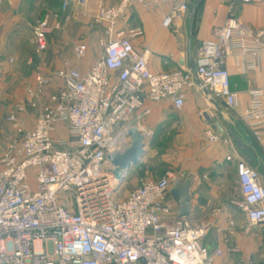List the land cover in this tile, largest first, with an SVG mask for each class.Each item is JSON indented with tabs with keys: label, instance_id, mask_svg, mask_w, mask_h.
<instances>
[{
	"label": "built area",
	"instance_id": "obj_1",
	"mask_svg": "<svg viewBox=\"0 0 264 264\" xmlns=\"http://www.w3.org/2000/svg\"><path fill=\"white\" fill-rule=\"evenodd\" d=\"M90 1L77 0V5L85 8ZM163 1L120 0L114 6H99L95 22L107 27L106 37L90 70L54 73L61 86L43 103L40 98L50 79L38 73L35 87L27 89V101L16 106V113L37 110L38 115L35 127L3 153L0 264H214L215 258L223 255L202 243L212 223L194 227L186 218H170L177 207L171 189L175 182L186 179L184 174L168 172L159 180L142 181L126 199L115 200L120 183L109 171L112 167L107 156L126 146L128 129H121V124L139 110L142 115L149 114L146 99L154 104L171 101L176 110H182L187 91L196 85L191 70L151 72L145 54L134 47L142 29L115 31L130 8L152 9ZM170 2L165 28L183 20L190 11L186 0ZM54 29L48 19L38 22L34 29L38 52L47 49ZM87 53L84 43L73 48L77 61ZM263 55L264 31L230 17L199 49L195 65L198 89L207 90L209 98L226 108L236 109L238 94L231 87L227 60L237 59L245 74H253L259 71ZM249 97V109L242 120L260 147L264 163V89L251 90ZM8 121L23 133L14 114ZM63 133L66 136L62 137ZM205 138L235 149L229 136L213 129L205 132ZM226 162L235 164L243 196L235 206L250 228L260 229L264 253L261 169L235 153L229 154ZM218 214L219 210H214L212 218Z\"/></svg>",
	"mask_w": 264,
	"mask_h": 264
},
{
	"label": "crops",
	"instance_id": "obj_2",
	"mask_svg": "<svg viewBox=\"0 0 264 264\" xmlns=\"http://www.w3.org/2000/svg\"><path fill=\"white\" fill-rule=\"evenodd\" d=\"M46 1L51 2L50 7L44 3ZM186 1L191 8L195 0ZM119 2L120 0H91L87 7L80 8L77 0H2L0 118L3 112L12 107L10 103L14 101L13 98H17L23 89L22 82L34 79L31 61L21 60L22 52L18 45L24 29L33 28V23L27 20L31 17L30 9L33 6L40 13L36 18L39 20L44 16L49 19L57 34L53 56L54 72L74 69L86 73L99 58L93 52L96 42H101L106 37L107 27L95 22L97 10L101 5L110 7ZM64 3H67L66 9L63 8ZM170 11V0H164L152 9L134 6L115 27L118 32L142 29L143 34L134 40V47L138 53L145 54L149 69L155 74L180 69L191 70V60L196 65L202 43L212 39L215 32L223 27L230 17L253 30L264 31V0H252L249 4L240 0H203L193 20L190 19L189 12L183 20L165 28L163 21ZM78 43H84L88 47L87 56L81 61L75 60L73 54V48ZM226 67L231 77L232 90L238 94V107L230 110L218 102L223 109L221 118L215 108L207 102L205 92L198 89L200 82L194 76L196 85L187 91L182 110H176L171 101L154 104L146 99L145 107L150 109V113L142 115V110H139L121 124V129L128 131L137 127L147 137V144H151L149 150L152 155L147 156L139 166L127 174L120 188L126 186L128 191L132 192L142 181L159 180L168 172L184 174L185 178L191 180V214L186 220L194 227L213 224L202 243L211 251L223 252L221 257L215 258L214 264H264L261 231L257 227L250 228L244 214H240L236 208L235 202L242 201L243 196L237 184L235 164L226 162L227 156L235 153L248 164L261 169L262 151L252 138L242 116L249 109V92L264 89V55L259 71L253 74H245L240 62L234 58L227 60ZM51 86L57 87L56 92L61 82L55 78ZM205 112L216 118L220 124L225 122L234 129L244 144L255 152L251 158L256 165L246 158L236 145L233 151L223 143L208 142L205 132L212 127L203 117ZM37 115V110L18 114L17 122L20 126L24 125L32 130ZM9 117L10 115L7 116L6 122L12 126V123L7 121ZM61 136L66 135L63 133ZM129 142L130 138L126 139V146H122L119 152L124 151ZM158 142L162 145L161 152L152 146ZM146 148L147 146L145 150ZM155 164L159 167L156 173L147 171L150 165ZM227 167L233 168V174L226 170ZM177 209L176 207L171 214V219L177 218ZM214 210H219V214L212 218ZM225 240H228V243Z\"/></svg>",
	"mask_w": 264,
	"mask_h": 264
},
{
	"label": "rangeland",
	"instance_id": "obj_3",
	"mask_svg": "<svg viewBox=\"0 0 264 264\" xmlns=\"http://www.w3.org/2000/svg\"><path fill=\"white\" fill-rule=\"evenodd\" d=\"M44 3L48 4L47 5L48 7H50V5H51L50 1H46ZM56 3H59V2H56ZM30 14H31V17L28 18L27 20L30 23H33V28H30L29 30L24 29L22 36L20 37L21 40L18 41V45L20 46V49H21L20 51L22 52V55H20L21 60L31 61V68L34 71V79L32 81L26 80V81L22 82L23 83V89L19 92V95L17 96V98H13L14 101H12L10 103V105L12 107L1 114V118H0V169L2 168L3 153H4L5 149L7 148V146L13 142L21 141L23 138V134L28 132V130H30L27 127H25L24 125H21L22 126L21 127L18 124L17 119H18V114H24L26 112L28 113L31 110H27L26 112H23V113H21V112L14 113V115L16 116V123L21 128L23 133H19L18 128L15 127V124L12 123V126L9 125L6 122V118L8 115L11 116L13 114V111L15 112V108L18 104H22V103L27 101V99H28L27 89L33 87V85L35 84L34 80L36 78V75L38 73H41L45 76H48L50 79V83L47 86V88L45 89L44 96L40 98V101H41L40 103H43L47 99V96L49 94H53L55 92V90L57 89V87L52 88V86H51L52 83H54V81H55V78H53V74L55 73L54 72L55 71L54 70L55 65L53 64V56H54V50L56 48L55 46L57 44L55 42L57 39L56 31L54 29V31L51 32V34L48 38L47 49L43 52H38L37 47H36V43H35V38H34V29H35L36 25L38 24V22L45 20V17L43 16L42 18H40L38 20L36 18L37 17L36 15L40 16V13H38L37 8L36 7L34 8V6L30 9ZM43 14H41V15H43ZM49 23L51 24L50 20H49ZM93 52L96 55V57L100 56V53H101V42L100 41L96 42V46H95ZM63 53H64V51H63ZM74 59H75V57H74ZM34 112H36V111H34ZM7 121H8V119H7ZM157 140H155V141L153 140V142H157ZM149 145H151V144H149V143L147 144L146 150L148 151V153H149L148 156L150 157V155H152V151L149 150ZM152 146L155 149L158 148L159 152H161L160 150H161L162 145L160 142L154 143V144H152ZM158 170H159V167H158V165L155 164V165H150L147 171H149L150 173H156ZM226 170L230 171L231 174H233V171H234L233 168L227 167ZM129 194H130V191H128V187L123 186L121 188H118V190L116 191L115 200H117V201L124 200L128 197ZM241 213L242 212L240 211V214Z\"/></svg>",
	"mask_w": 264,
	"mask_h": 264
},
{
	"label": "water",
	"instance_id": "obj_4",
	"mask_svg": "<svg viewBox=\"0 0 264 264\" xmlns=\"http://www.w3.org/2000/svg\"><path fill=\"white\" fill-rule=\"evenodd\" d=\"M203 0H195L190 8V19L193 20L198 7ZM189 56L191 58V50H189ZM183 63V62H182ZM190 68L196 76L195 64L191 60ZM206 98L209 100V104L215 108L219 117L223 116V109L215 100L209 98V92L205 90ZM203 117L207 123L210 124L213 130L221 135H228L237 146L238 150L249 160H252V155L255 152L240 139L235 133L234 129L229 127L225 122L220 124L218 120L212 117L208 112L203 114ZM130 142L128 147L122 152H112L107 156V161L111 165L110 173L121 184L126 178L127 174L135 167L139 166L143 160L149 155L145 150L147 146V137L141 133L137 127H133L128 131ZM254 165H256L253 162ZM261 173L264 180V163H260ZM191 180L189 178L183 181H177L174 183L171 189V196L177 204V217L188 218L191 214V196H190Z\"/></svg>",
	"mask_w": 264,
	"mask_h": 264
}]
</instances>
